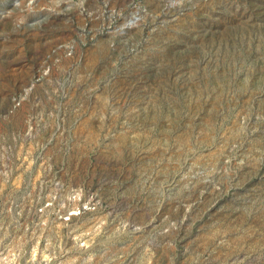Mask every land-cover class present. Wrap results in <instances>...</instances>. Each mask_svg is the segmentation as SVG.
<instances>
[{
	"label": "rangeland",
	"instance_id": "rangeland-1",
	"mask_svg": "<svg viewBox=\"0 0 264 264\" xmlns=\"http://www.w3.org/2000/svg\"><path fill=\"white\" fill-rule=\"evenodd\" d=\"M0 264H264V0H0Z\"/></svg>",
	"mask_w": 264,
	"mask_h": 264
}]
</instances>
